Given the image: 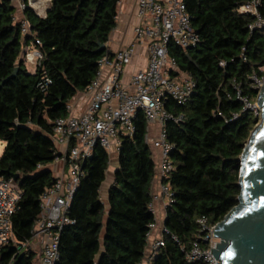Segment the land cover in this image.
I'll use <instances>...</instances> for the list:
<instances>
[{
	"label": "trees",
	"instance_id": "1",
	"mask_svg": "<svg viewBox=\"0 0 264 264\" xmlns=\"http://www.w3.org/2000/svg\"><path fill=\"white\" fill-rule=\"evenodd\" d=\"M119 1L51 0L41 16L32 5L19 12L13 0H0V140L5 142L0 179H13L23 191L13 216L17 243L2 249L0 264H39V251L29 244L18 246L32 239L42 213L41 196L57 179L50 167L59 156L55 121L68 115V104L96 78L118 24ZM247 1L187 0L201 40L188 50L169 44L170 57L191 74L196 87L185 104L172 98L166 104L184 119L166 124L174 145L176 168L169 181L175 200L167 208L165 244L153 264H194L187 251L200 233L198 218L207 216L216 224L238 204L240 157L260 119L244 111L238 89L257 101L251 75H264V29L251 31L253 17L239 12ZM23 17L31 25L27 35ZM35 38L41 40L45 58L32 73L24 50ZM135 125L132 136L121 135L119 166L107 200L101 189L110 153L97 145L84 162L85 174L68 213L73 222L61 231L56 264H138L144 257L155 221L149 203L156 153L146 142L143 111Z\"/></svg>",
	"mask_w": 264,
	"mask_h": 264
},
{
	"label": "built area",
	"instance_id": "2",
	"mask_svg": "<svg viewBox=\"0 0 264 264\" xmlns=\"http://www.w3.org/2000/svg\"><path fill=\"white\" fill-rule=\"evenodd\" d=\"M19 12H23L35 0H13ZM264 0H248L239 7V12L253 17L249 24L251 31L264 29V16L261 8ZM136 15L139 19L134 28L136 43H144L147 48L148 64L134 73L129 84L123 75L132 63L135 46L122 47L112 55L107 53L100 60L96 78L86 92L90 101L80 115L74 114L71 103L68 115L55 121L53 139L58 148L60 160L56 181L41 196L42 213L33 230L32 239L19 245L23 248L35 239L41 241L42 252L39 264H56L59 260V240L63 228L73 220L68 213L76 191L79 188L84 162L93 154L94 147L101 145L109 153L119 152L121 135L132 136L136 131L135 119L143 111L148 128L146 142L159 153L155 154L156 169L154 180L160 182V190L152 192L149 203L155 221L148 232V249L138 264H153L161 246L165 244L164 234L168 229L164 224L160 236H155L158 211L157 202L162 200L165 209L174 202V191L170 177L176 166L171 159L174 145L168 139L166 124L172 120L180 122L184 115L175 114L166 108L169 99L185 104L192 96L196 82L190 73L182 71L177 61L169 55V44L174 42L188 50L201 40L193 26V18L188 10L187 0H138ZM23 34L31 31L26 18H21ZM42 42L35 38L25 46L24 60L29 72L35 73L45 58L41 50ZM109 74L103 78V69ZM46 73V71H44ZM252 86L260 90L264 86V75L254 72ZM238 98L244 104V111L261 116L257 101H253L238 89ZM238 117V114H234ZM158 131L152 133V126ZM23 191L13 179H0V253L10 242L17 243L14 237L13 216L17 212ZM167 216V215H166ZM166 219V218H165ZM200 233L187 251L189 262L198 264H221L215 258L213 249L220 239L213 234L215 224L207 216L198 218Z\"/></svg>",
	"mask_w": 264,
	"mask_h": 264
},
{
	"label": "water",
	"instance_id": "3",
	"mask_svg": "<svg viewBox=\"0 0 264 264\" xmlns=\"http://www.w3.org/2000/svg\"><path fill=\"white\" fill-rule=\"evenodd\" d=\"M17 73L18 68L12 76ZM257 92L261 116L240 157L238 204L213 231L220 239L213 254L221 264H264V86Z\"/></svg>",
	"mask_w": 264,
	"mask_h": 264
},
{
	"label": "crops",
	"instance_id": "4",
	"mask_svg": "<svg viewBox=\"0 0 264 264\" xmlns=\"http://www.w3.org/2000/svg\"><path fill=\"white\" fill-rule=\"evenodd\" d=\"M49 7L47 8V4ZM138 0H120L118 6V24L113 30L110 40L108 43V52L114 53L122 47H127L130 45L135 46V54L132 63L127 67L125 74L123 75V80L125 84H129L131 76L137 71L144 69L148 64L147 48L144 43H136L134 37V28L138 24L139 19L136 15ZM47 5V6H46ZM38 11L39 15L46 16L48 9L51 6V0H35L32 5ZM47 8V9H46ZM110 72L109 68L103 69V78H105ZM90 101V96L87 92L78 93L70 102L74 109L75 115H80L85 110L87 104ZM158 131L157 125L152 126V133L156 134ZM156 154L159 153L158 150H154ZM119 166V158H115L113 164L110 163V167L107 174V179L102 186L101 192L103 199H108V192L110 185L115 180V171ZM51 167V166H50ZM57 176V175H56ZM160 190V182L154 180L153 191ZM158 219L156 224V229L154 231L155 236H160L161 228L164 224L167 210L165 209L164 202L162 200L157 202ZM162 219V220H161ZM160 221V224L158 222ZM31 247L42 252L41 241L35 239L31 242Z\"/></svg>",
	"mask_w": 264,
	"mask_h": 264
},
{
	"label": "rangeland",
	"instance_id": "5",
	"mask_svg": "<svg viewBox=\"0 0 264 264\" xmlns=\"http://www.w3.org/2000/svg\"><path fill=\"white\" fill-rule=\"evenodd\" d=\"M47 5H48V6H47ZM47 5H46V6H47V8H48V7H49V3H48ZM47 8H46V9H47ZM259 121H260V119H259ZM4 148H5V142L2 141V140H0V157L2 156V154H3V152H4ZM110 155H111V161H110V163L113 164L114 159L118 157V152H116V151L111 152ZM156 160H157V163H158V159H157V158H156ZM58 166H60V160H59V159H58V160H55V161L51 164V168H52V170H53V172H54L55 175L58 174ZM15 185H16V183H15ZM16 186H17V185H16ZM161 220H162V219H161ZM158 224H160V221L158 222Z\"/></svg>",
	"mask_w": 264,
	"mask_h": 264
}]
</instances>
